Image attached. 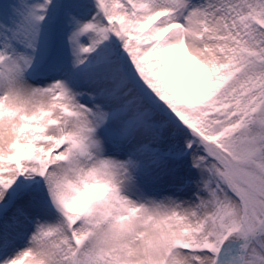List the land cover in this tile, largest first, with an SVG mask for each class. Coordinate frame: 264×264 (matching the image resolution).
<instances>
[{
    "label": "snow or ice",
    "instance_id": "1",
    "mask_svg": "<svg viewBox=\"0 0 264 264\" xmlns=\"http://www.w3.org/2000/svg\"><path fill=\"white\" fill-rule=\"evenodd\" d=\"M0 264H264V0H0Z\"/></svg>",
    "mask_w": 264,
    "mask_h": 264
}]
</instances>
